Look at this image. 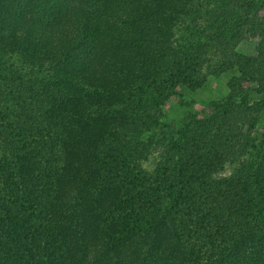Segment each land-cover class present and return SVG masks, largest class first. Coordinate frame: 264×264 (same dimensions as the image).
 Instances as JSON below:
<instances>
[{
	"label": "trees",
	"instance_id": "obj_1",
	"mask_svg": "<svg viewBox=\"0 0 264 264\" xmlns=\"http://www.w3.org/2000/svg\"><path fill=\"white\" fill-rule=\"evenodd\" d=\"M0 264H264V0H0Z\"/></svg>",
	"mask_w": 264,
	"mask_h": 264
},
{
	"label": "rangeland",
	"instance_id": "obj_2",
	"mask_svg": "<svg viewBox=\"0 0 264 264\" xmlns=\"http://www.w3.org/2000/svg\"><path fill=\"white\" fill-rule=\"evenodd\" d=\"M257 44L256 40H243L236 44L235 49L244 54H253L255 46ZM15 56L7 54L2 56V61L10 64L15 60ZM229 79L228 75H209L203 86L194 92H189L182 96L179 104L172 105L165 109V113L160 118L161 124H165L172 121L179 120L184 113H196L201 114L203 110L207 108V104L216 99H220L226 96L229 92L227 81ZM262 123V118L259 119ZM256 134V133H255ZM162 144L159 140H153L152 149L150 151L149 157L143 161V166L147 169L154 167L159 159L162 152ZM234 165L227 164L223 170H221L218 175H228L233 169Z\"/></svg>",
	"mask_w": 264,
	"mask_h": 264
}]
</instances>
